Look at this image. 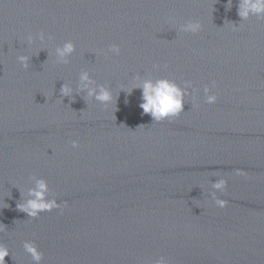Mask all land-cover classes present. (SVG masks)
Wrapping results in <instances>:
<instances>
[{
	"label": "water",
	"instance_id": "water-1",
	"mask_svg": "<svg viewBox=\"0 0 264 264\" xmlns=\"http://www.w3.org/2000/svg\"><path fill=\"white\" fill-rule=\"evenodd\" d=\"M238 3L0 0L5 264H33L26 241L41 264H264V19L241 21ZM190 20L201 31L180 32ZM67 41L75 52L57 63ZM81 71L109 87L111 104L76 95ZM137 76L188 83L183 112L171 123L142 115L141 90L120 91ZM31 177L60 208L36 219L17 209ZM220 178L224 208L211 195Z\"/></svg>",
	"mask_w": 264,
	"mask_h": 264
},
{
	"label": "clouds",
	"instance_id": "clouds-1",
	"mask_svg": "<svg viewBox=\"0 0 264 264\" xmlns=\"http://www.w3.org/2000/svg\"><path fill=\"white\" fill-rule=\"evenodd\" d=\"M231 4L232 0H228L227 7L231 8ZM237 15L240 17L241 21H247L252 16L258 19H264V0H239ZM201 29L202 25L198 21L191 20L179 26V31L183 33L196 34L201 31ZM39 39L41 41L45 39L43 33L39 34ZM32 42V37L29 36L27 38V43L30 45ZM108 51L116 56L120 54V48L117 45H111ZM74 52L75 45L71 41H67L62 46L56 47L54 54L57 63L67 64ZM17 59L25 69L28 68L29 57L21 55ZM134 79L137 81L136 83L128 88L121 87L120 91H124L130 95L134 89L141 90V102L138 107L142 109V115H150L155 123H161L166 120L171 123L183 112L185 97L190 95L188 92L190 85L188 83H185L184 87H181L167 78L145 79L137 76ZM213 87H215L214 83ZM203 92L205 103L209 105L216 103L217 96L215 94H210V89L208 87H205ZM80 93H85L89 100H95L104 106L113 102V94L109 87L96 84L88 71H81L79 74L78 83L76 85V95ZM60 94L62 97L72 98L73 89L68 84L64 83L60 88ZM72 147L77 148L78 143L72 141ZM235 175L242 176L245 175V173L237 169ZM30 179L34 181V187L29 188L26 195L20 192L22 202L16 205L19 211L25 213L30 219H36L41 213L51 212L53 209L60 208V204L55 198H47L50 190L44 179H37L35 177H31ZM226 186L227 180L224 178L217 179L211 184L212 189L215 190L211 194L212 199L220 208L226 207L227 201L217 198L216 192H223ZM4 229V226L0 225V232H3ZM23 249L31 257L33 264H41L43 254L38 251L33 242H24ZM9 254L10 251L8 247L0 243V264H5V257L9 256ZM154 264H168V261L165 257L161 256Z\"/></svg>",
	"mask_w": 264,
	"mask_h": 264
}]
</instances>
